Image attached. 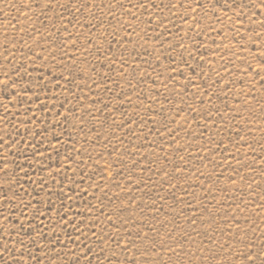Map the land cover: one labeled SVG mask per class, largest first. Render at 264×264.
I'll list each match as a JSON object with an SVG mask.
<instances>
[{
    "label": "rangeland",
    "instance_id": "obj_1",
    "mask_svg": "<svg viewBox=\"0 0 264 264\" xmlns=\"http://www.w3.org/2000/svg\"><path fill=\"white\" fill-rule=\"evenodd\" d=\"M0 264H264V0H0Z\"/></svg>",
    "mask_w": 264,
    "mask_h": 264
}]
</instances>
